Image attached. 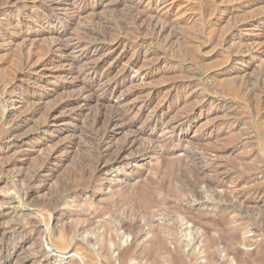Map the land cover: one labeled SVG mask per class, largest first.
Returning <instances> with one entry per match:
<instances>
[{
	"label": "rangeland",
	"instance_id": "rangeland-1",
	"mask_svg": "<svg viewBox=\"0 0 264 264\" xmlns=\"http://www.w3.org/2000/svg\"><path fill=\"white\" fill-rule=\"evenodd\" d=\"M77 1L13 0L0 9V264H119L116 248L127 246L125 264H264V0ZM132 6L163 14L169 32L133 23ZM48 12L59 21L38 20ZM80 39L99 52L73 55L104 54L98 72L134 93L140 123L154 114L169 123L188 117L184 143L143 156L155 142L142 136L124 161L94 175L110 110L74 103L68 67L49 52L55 41ZM63 103L57 124L37 133ZM27 136L26 146L1 154L6 141ZM64 144L57 162H47ZM20 151H31L26 163Z\"/></svg>",
	"mask_w": 264,
	"mask_h": 264
},
{
	"label": "bare ground",
	"instance_id": "bare-ground-1",
	"mask_svg": "<svg viewBox=\"0 0 264 264\" xmlns=\"http://www.w3.org/2000/svg\"><path fill=\"white\" fill-rule=\"evenodd\" d=\"M13 0H6L3 4L2 7H9L10 3ZM33 1H37V0H33ZM39 1V0H38ZM46 1V0H43ZM85 1L87 0H78L77 2L79 4L85 3ZM110 1V0H109ZM134 2V3H133ZM133 5H138L140 4V0L138 1H133ZM1 3V2H0ZM77 3V4H78ZM123 3V1H122ZM23 5V4H22ZM132 5V4H131ZM132 6V9L134 10V14L132 15V22L136 23V22H140L142 23V21H146L148 23L149 29L152 30L153 33H156L157 35L162 36L166 31L169 32V26L170 23H168L166 17L163 16V14L159 15V16H154L151 15L148 11L144 10V11H139L140 9H138V7ZM2 7L0 9H2ZM15 7V6H14ZM24 7V5H23ZM10 8V7H9ZM15 9V8H14ZM52 9V8H50ZM49 10V9H48ZM74 10V9H72ZM164 10V9H163ZM2 10H0L1 12ZM12 11V10H11ZM10 11V12H11ZM132 11V10H131ZM3 12V11H2ZM6 12V11H5ZM76 13V12H74ZM131 14V13H130ZM35 15V14H34ZM166 15V13L164 14ZM27 16V15H26ZM29 16V15H28ZM32 17V16H31ZM34 18V17H33ZM40 20V22L43 23H50L51 21H59V18L57 16H54L52 14H50L49 12L41 17H38ZM131 18V17H129ZM32 19V18H31ZM63 19V18H61ZM131 20V19H130ZM36 21V20H35ZM146 23V24H147ZM145 24V25H146ZM2 31V30H1ZM140 32V31H139ZM2 33V32H1ZM0 33V34H1ZM140 34V33H139ZM155 35V34H154ZM174 35V34H173ZM8 39H11L8 35H6ZM11 36V35H10ZM17 36V35H16ZM231 36V35H230ZM16 38V37H14ZM16 40V39H15ZM55 40V39H54ZM81 40V39H80ZM119 40V39H118ZM122 40V39H121ZM124 40V39H123ZM122 40V42H123ZM6 41V40H5ZM10 43V42H9ZM260 44V43H259ZM120 45V44H119ZM23 49V48H22ZM74 50H79V52L83 53V55H88V53L90 52L87 43H84L81 41H77L74 45H69L62 41H55V43H52V45L49 47V52H58L59 54V58H56V56H52V59L55 61H51V62H55V63H60L61 67L62 66H67V70H65V78L69 79L68 84H70V87H72L74 90V94H73V98L72 101L74 103H78L80 105H86L87 103L89 104V102H95V104L97 105V107L100 110H110V115L108 116V118H105L107 120H104V128H102V132L99 135V143L101 145L100 147V152H98V156H100V158H98L99 160L97 161L96 167L93 170L94 171V175H101L104 172H106V170L108 169V167L112 166V165H116L121 163L122 161H124L125 156L127 155L128 152H130L134 147H136V144L141 141L140 138L142 136H146V138H149L151 140H153L155 142V144H157V147L152 148L154 145H152L151 149L149 147H147L146 149V153H143L145 155H155L156 154H160L157 149H160L165 145L171 144V143H176L175 145H180L182 144V142L184 141V136H180V133L185 132L186 130H188V117H184L187 120L180 122V120L178 121H174L172 123L166 122L164 120V117L160 114H154L149 120H147L146 122H141V114H139V110L141 109L142 105H140L139 101L135 98H133L134 93L132 92H128L125 91L122 88V81L118 80V79H109L108 75L104 73H99L98 72V62L104 57V54L102 53L101 55L99 54L96 58L91 59L89 61L85 60V57L83 56H74L73 52ZM99 52V48H95L91 50V54L97 55ZM24 53V52H23ZM51 54V53H49ZM33 55V54H32ZM19 56V55H18ZM45 57V56H44ZM50 57V56H49ZM20 59V58H19ZM30 57L27 56L26 59H24V61L21 63L22 68H27L30 66ZM34 61V59H33ZM235 61H242V58L240 59H236L233 58L231 60V63L235 62ZM41 62V61H40ZM50 62V63H51ZM18 64V63H17ZM33 64V63H32ZM53 64V63H52ZM37 65V64H36ZM43 65V64H42ZM40 66V64H39ZM55 66V65H54ZM60 66V65H59ZM44 67V66H43ZM40 68V67H39ZM31 69V68H30ZM34 70V69H33ZM31 71V70H30ZM22 72V70H21ZM61 72V71H60ZM25 73V72H24ZM41 73V72H40ZM108 73V72H107ZM32 74V73H31ZM39 74V73H38ZM56 74V73H55ZM36 75V74H35ZM41 75V74H40ZM64 75V74H63ZM15 76V75H14ZM13 77V76H12ZM23 77V76H22ZM64 77V76H63ZM264 78V77H263ZM20 79V78H19ZM261 82V81H260ZM14 84V83H13ZM8 85V83H7ZM264 85V84H263ZM36 86V85H35ZM68 86V85H67ZM242 86H246L243 85ZM242 87V88H243ZM8 88V87H7ZM37 89V88H36ZM43 90V88H42ZM72 90V89H71ZM244 90V89H243ZM39 91V89H38ZM248 91V90H247ZM253 91V90H252ZM251 91V92H252ZM257 91V90H256ZM73 92V90H72ZM242 92V89H241ZM245 92V91H244ZM255 92V91H254ZM243 93V92H242ZM260 92H258L259 94ZM262 93V92H261ZM256 94V93H255ZM254 94V95H255ZM20 95V94H19ZM31 98H28L27 103L30 102H35V98H36V94L33 93V91L31 92ZM260 95V94H259ZM258 95V96H259ZM40 96V95H39ZM22 97V96H21ZM135 97V96H134ZM26 99V98H25ZM37 101V100H36ZM40 101V100H39ZM264 102V101H263ZM262 102V103H263ZM62 103V102H61ZM71 103V102H70ZM35 104V103H33ZM79 105V106H80ZM264 105V104H263ZM25 106V105H24ZM38 107V106H37ZM65 105L63 104H58L55 105L53 107H51L49 109L47 113V118L46 121L42 124V126L39 128V131L37 133H39L40 131L43 132L46 128L48 127H54V125L57 124V119L55 117V113L64 108ZM81 107V106H80ZM38 109V108H37ZM82 109V108H81ZM98 109V110H99ZM48 110V109H47ZM34 111V110H33ZM42 111V110H40ZM37 112V111H36ZM106 116H107V111H104ZM102 112V113H104ZM109 112V111H108ZM57 114V113H56ZM74 114V113H73ZM104 114V116H105ZM45 115V114H44ZM99 115V114H98ZM97 115V116H98ZM76 114L74 115H66L64 118H62V122H65L66 120H68L70 117L76 118ZM100 116V115H99ZM105 116V117H106ZM94 117V116H93ZM103 118V117H102ZM97 119V117L95 118ZM104 119V118H103ZM99 120V118H98ZM184 120V119H183ZM101 121V120H99ZM98 122V121H97ZM99 123V122H98ZM18 125V124H17ZM139 125V126H138ZM21 127V126H19ZM37 128V127H36ZM186 128V129H185ZM37 131V130H36ZM127 132L126 134V138L124 140V144L122 146H117L115 145L116 143L113 142L114 137L117 134H120L121 132ZM129 132V133H128ZM14 136V135H13ZM12 137V136H11ZM10 137V138H11ZM32 136H27L24 137L22 139H12V140H8L5 143V150L3 151V153L1 152V154H7L9 153L12 148L11 147H19L21 148L23 145H27L28 142V138H30ZM13 138V137H12ZM145 138V137H144ZM30 140V139H29ZM115 141V140H114ZM153 141H151L153 143ZM149 142V141H148ZM98 143V144H99ZM173 143V144H174ZM184 143V142H183ZM31 144V142H30ZM22 145V146H21ZM44 144L41 142H37V146H43ZM150 145V144H148ZM158 145H161L160 147H158ZM33 146H31L30 149H33ZM65 146H67L66 144L64 145H58L55 146L54 148H51V151L49 150V153L46 157V161L47 162H51V161H55L58 158V153L61 149L65 148ZM166 147V146H165ZM28 149V147H27ZM35 149V148H34ZM98 149V148H97ZM135 149V148H134ZM133 149V150H134ZM37 150V149H36ZM38 150L40 151V148H38ZM141 150V148H140ZM157 150V151H156ZM44 151V150H43ZM145 151V150H144ZM21 152V151H20ZM31 152V151H29ZM28 151H24L20 153V157L22 158L23 163H26L27 159L30 157V155L32 153H29ZM131 153V152H130ZM19 158V157H18ZM24 158V159H23ZM29 160V159H28ZM58 160V159H57ZM56 160V162H57ZM45 162V161H44ZM14 163V162H13ZM53 163V162H51ZM44 167V166H43ZM43 169V168H42ZM47 170V169H46ZM40 171V170H39ZM53 172V171H52ZM51 172V173H52ZM37 173V172H36ZM43 173V172H41ZM35 174V173H34ZM36 175V174H35ZM37 177H40V175L38 174ZM42 177V176H41ZM34 178V177H33ZM30 184L34 183L35 180H33ZM36 178V177H35ZM51 179V178H50ZM30 180V179H29ZM40 182V181H39ZM38 182V183H39ZM51 181H49L50 183ZM29 184V183H28ZM26 185V183H25ZM37 185V184H36ZM28 186V185H27ZM44 186V185H43ZM43 186L38 187L37 189H35L34 191L30 192L28 191V187H26L28 190L25 194L26 199H29L30 197L34 195H36L37 193H39L40 191L42 192V188ZM48 186V185H47ZM24 187V186H23ZM25 188V187H24ZM32 188V187H31ZM32 190V189H30ZM216 191V190H215ZM220 192V191H219ZM218 192V193H219ZM141 198L143 201L144 205L149 204V200L147 199V196L141 192ZM1 202V200H0ZM1 212V211H0ZM11 213V212H10ZM15 213V212H14ZM21 213V212H20ZM25 213V212H24ZM29 213V212H28ZM18 214V213H16ZM26 214V213H25ZM15 215V214H14ZM21 215V214H20ZM23 215V214H22ZM2 216V215H1ZM4 216V215H3ZM9 216V215H8ZM91 218L95 219L98 217V215L96 213H91ZM13 217V214H12ZM21 217V216H20ZM25 217V216H24ZM51 217V216H50ZM49 217V218H50ZM2 219V218H1ZM8 219V218H7ZM188 219V218H187ZM6 220V217H5ZM4 220V221H5ZM23 220V218H22ZM9 221V220H8ZM24 221V220H23ZM22 221V222H23ZM60 221V220H59ZM34 222V220H33ZM86 226L88 227L89 224L91 223V220H87L86 219ZM189 222V221H188ZM3 223V221H2ZM17 223V221H16ZM21 223V222H19ZM37 223V221H36ZM35 223V224H36ZM192 223V222H190ZM194 223V222H193ZM33 224V223H32ZM58 224V223H57ZM4 225V223H3ZM13 225V223H12ZM18 225V224H17ZM25 225V224H24ZM37 225V224H36ZM121 225V226H120ZM119 226L120 227H125L124 223H121ZM195 225V224H194ZM197 225V224H196ZM11 226V225H10ZM15 226V224H14ZM27 226V224H26ZM46 226V223H45ZM9 227V226H8ZM22 227V226H21ZM49 227V225H48ZM193 227V226H192ZM196 227V226H195ZM194 228V227H193ZM27 229V228H26ZM36 229V228H34ZM127 229V228H124ZM4 230V229H3ZM7 230V229H6ZM10 230V229H9ZM14 230V229H12ZM123 230V229H122ZM47 232V230H46ZM15 233V232H14ZM19 233V232H18ZM20 234V233H19ZM23 234V233H22ZM1 235V234H0ZM19 236V235H18ZM23 236V235H22ZM8 237V236H7ZM6 237V238H7ZM14 237V236H13ZM3 238V237H2ZM48 238V237H47ZM136 239V237H135ZM11 240V239H10ZM20 240V239H19ZM152 241L157 242L159 244H161V240L160 238H158L156 235L153 237ZM14 242V241H13ZM132 246V245H131ZM130 247V246H129ZM211 247V246H209ZM115 249V248H114ZM118 251V263L119 264H125V259L126 257L130 254V249L125 248V249H119L116 248ZM210 249V248H209ZM99 250V249H98ZM210 253V252H209ZM100 255V254H99ZM129 257V256H128ZM138 258V257H137ZM147 257H142L141 259H138L139 261L146 259ZM117 260V259H116ZM127 260V259H126ZM212 260V259H211ZM128 262V261H127ZM103 263V262H102ZM106 264H115L114 262H112L110 259L106 258L105 260ZM177 264V263H174ZM210 264H213V262H210Z\"/></svg>",
	"mask_w": 264,
	"mask_h": 264
}]
</instances>
